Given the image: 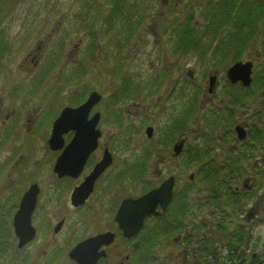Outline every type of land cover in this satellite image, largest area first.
Returning a JSON list of instances; mask_svg holds the SVG:
<instances>
[{
  "label": "rangeland",
  "instance_id": "1",
  "mask_svg": "<svg viewBox=\"0 0 264 264\" xmlns=\"http://www.w3.org/2000/svg\"><path fill=\"white\" fill-rule=\"evenodd\" d=\"M8 1L10 4L7 2L3 28L9 49L1 62L0 101L4 106L2 108L9 109V116L23 122L21 123L23 129L17 148L30 151L32 159L34 157L39 158L44 166H47L52 162L55 154L51 152L45 154L42 151L45 133L43 135H38L37 132L33 135L29 134L31 137L27 139L28 128L31 127L34 130L41 123V117H43V122L47 124L60 108L78 104L93 90L102 95L100 106L105 111V116L99 124V128L103 131L100 142L105 146V141H107L110 151H118L117 154L113 155L118 163L124 161L125 158H133L134 154L141 158L144 154L146 156L144 166L150 179L159 175L164 176L168 171L167 162H171L169 156H171L172 143L178 139L176 137L169 138L168 141L171 142L167 143L163 138V133L167 124H172L179 117L180 105L186 104V108L191 109L193 113V116L186 121L185 127L177 132L180 136L190 132L189 141L185 143V151L192 150L190 146L197 147L198 143L210 146L209 149L218 156L225 151L235 150L236 137L233 139L228 135V138L224 139L223 145L217 143L220 122L218 117L214 115L216 112L214 105L209 106L206 102L207 99L204 102L207 107L202 110L203 96L195 99L193 94L195 84L201 85L202 88L204 87L203 90H206L207 76L210 72L215 71L217 73L218 84L226 80L224 70L217 68L227 66L232 61L233 55L230 54L220 65H215L214 62L224 60L226 55L221 53L213 55V48H211L200 56L196 53L186 54V58L181 59V62L178 60V63L172 65L174 57H167V53L175 47L176 37L178 38L181 30L177 28V24L182 21L186 22L183 20V15L179 16L178 12L172 11L166 16H162L159 0L154 1V6L149 5L147 0H141V3L145 1L143 9L139 8L142 13L141 19H146L147 23L148 21L151 23L152 20L153 24L139 28L133 23L136 16L132 15V18L129 19L132 22L123 23L121 24L123 28L118 29L117 26L105 27L102 23L97 22L104 13H108L110 0ZM96 1L99 7H93ZM86 4H90V6H86ZM204 5V0H196L195 4L190 7L189 28L191 32L197 39L201 38L213 46L214 44H229L236 38L235 24H224L215 30L206 31L208 22L205 18ZM153 8L157 10L151 12ZM149 13L153 14L154 17H148ZM94 21L97 23H92ZM171 24L176 26L173 27ZM71 25L77 30L76 32L71 30ZM257 25L258 29L261 28L264 25V18L260 19ZM102 28L105 32L104 39L97 36V30ZM91 32L93 36L90 34ZM254 35H257V31ZM261 37H264V28ZM97 39L98 46L104 49L103 53L98 49H93L92 54H88L86 50L90 46L89 43ZM39 46L40 49H38ZM68 51L75 53L68 56ZM33 57L34 59L31 60ZM92 58L96 59L91 60ZM181 67H183L184 75L185 72H190L192 76L191 81L185 78L187 82H190L188 83L190 85L186 87V89L189 88V92H180L181 95L184 94L185 100L179 99L177 97L178 89L174 90L173 88L171 90L172 86L170 85V79L172 81V78L175 77V71L177 72V69ZM165 69L171 73L169 78L165 76ZM259 76V72L254 73V83L250 89L244 90L238 87L235 93L237 100L244 101L242 105L237 103L238 119L247 118L246 109L250 117L253 111L259 110L249 104L251 99L248 100L250 92L256 89L254 84L257 83ZM125 79L129 81L131 79L132 83L140 82V86H136L138 89L136 92L120 96L118 86ZM258 96L259 94L253 92L251 98ZM188 98H191V104L190 101L188 103ZM100 106H95L92 113L97 110L101 111ZM260 107L264 110V97L260 98ZM171 118L173 119L170 120ZM3 119V115L0 116V126ZM187 125L188 129H186ZM148 126L154 127L151 139L145 135V129ZM201 126L204 131L203 128H199ZM249 126L251 136L246 140L247 144L242 143L239 149L236 148V151H264V143L257 144L252 141L256 130L263 131L264 124L250 123ZM261 133L263 135V132ZM210 137H214L215 140H210ZM26 140H34L37 143L35 145L28 144L27 148L23 146ZM254 144L256 146L251 147ZM249 145V149H242L243 146ZM10 149L13 148L0 149V161L2 160L6 164V170H8L12 159L8 157ZM165 151L169 152L166 154ZM129 155L131 156L128 157ZM162 156L166 159V163H157V167L154 169L157 158ZM260 157H263L261 153L254 154L252 161ZM174 161V169L183 166L186 174L190 172L192 167L187 165V158L183 152ZM251 163L240 172L239 179L248 174L257 176L263 173L261 171L264 164L260 163L253 166ZM37 165L38 161L34 160V168L30 170V173H38L39 166L37 167ZM11 168L15 169L14 173L17 172V164H12ZM157 173L159 175H156ZM8 174L10 176L6 177L5 180L3 179L0 185V198H2L0 200L3 210L10 206L4 202L5 195L9 192V182L13 178V172ZM230 178L232 180L233 176L230 175ZM236 178L237 176H235ZM258 186L260 189L264 186V174L258 179ZM16 187L21 188L22 183ZM138 189L140 190V188ZM200 195H204V193H200ZM100 198L108 206L109 203L114 202L108 193L103 194ZM197 212L199 215L203 214L202 210ZM35 215L37 223L40 220L48 223L53 222L51 212L41 211V208L36 210ZM101 216V220H106L110 216V209L108 212L103 210ZM76 219L80 218L68 214L64 233H59L54 237L56 238L55 248L61 253V257L54 264H70L67 259L63 260L62 256L67 247L68 237L74 234L72 229L81 223L80 220L76 221ZM254 232L256 236L260 233L263 237L262 240H264L262 222L254 229ZM41 236L50 237L51 234L48 231ZM115 243H121V241L118 239ZM42 249L40 243L29 248L26 247L22 251H16L14 246L12 249L6 247L0 255V261L7 260V264H22L21 262L24 261H27L24 264H40L45 255Z\"/></svg>",
  "mask_w": 264,
  "mask_h": 264
},
{
  "label": "flooded vegetation",
  "instance_id": "2",
  "mask_svg": "<svg viewBox=\"0 0 264 264\" xmlns=\"http://www.w3.org/2000/svg\"><path fill=\"white\" fill-rule=\"evenodd\" d=\"M145 1L141 3V0H110L108 13H104L103 17L97 22L102 23L105 27H119L123 23L132 22V20H126V18H123L121 15V13L128 11L131 12L134 17L136 16L133 22L135 26H139V28L144 25L151 26L153 24L152 20L151 23H149V21L147 23L146 19H141L142 13L139 8L143 9ZM154 1L155 0H147V3L154 6ZM159 1V8L162 16L176 11L179 15H183L184 17L188 15L190 7L196 2V0ZM204 1V7H206L208 0ZM211 1L216 3V8L220 10L222 7L229 8V6H231L234 15L232 23L235 24L237 29V19L240 12L239 8L247 9L254 5L251 3L244 4L245 0H241V3H239L238 0H232L231 4L227 5L223 3V0ZM95 3L93 7H99L97 1ZM86 6H90V4H86ZM156 10L157 9L153 8L151 12ZM113 11H115V14H112ZM247 16L249 15L247 14ZM148 17L153 18L154 15L149 13ZM250 18H253V15H250ZM259 18H264V14ZM97 22L94 21L92 23ZM109 22L111 23L108 26L107 23ZM229 23L231 24V22ZM171 25L175 26V24ZM261 28L257 30V35H254L253 28L249 26V33L243 35L246 40L243 41L241 45H237L236 48V52H238L239 48H242L241 57L237 60L251 62L252 70L256 67L260 68L261 82L254 84L256 89L250 92L248 99H251L249 104L259 110L253 111L251 117L247 109L245 111L247 118L238 119L237 117L239 110H237L238 100L235 93L237 92L238 84H229L226 79L221 84L217 83L212 95H206L205 90H203L204 87L202 88L201 85L195 84L196 87L193 91L194 98L198 99L199 96H203V101L200 99V101L203 102L202 110H205L207 107L204 104L207 99L206 102L209 106L214 105L216 110L214 115L218 117L220 122V131L217 138V143L220 145H223L224 139H227L228 135L233 139L236 137L235 128L239 125L243 128L245 133L242 139H237L238 137H236V148L239 149L242 143L247 144L246 140L251 136L249 124H264V110L260 107V98L264 97V37H261L264 25H262ZM72 29L75 32L77 31L71 25V30ZM99 33V37L104 38V29H99ZM38 49H40V46ZM97 49L100 50V47ZM169 51L167 57H174L172 65L176 64V62L178 63V60L182 59V56L185 55L182 52L178 53L174 48ZM73 53L75 52L68 51L67 55L69 56ZM33 59L34 57L31 60ZM165 71V76L169 78L171 73L168 69H165ZM185 78L191 81V73L185 72L184 75L183 67H181L177 69V72L175 71V77L172 78V81L170 79V85L172 86L171 90L173 88L174 90L178 89L179 93L177 97L183 100H185V96H183L184 94L181 95L180 92H189V88L186 89V87L190 85L188 84L190 82H187ZM253 92L259 94V96L251 98ZM189 101L191 104V98H188V103ZM101 103L102 100L95 106H100ZM75 106L76 104L72 105V107ZM2 107L4 106L0 101V116L3 115L4 117L2 125L0 126V149H13L8 151V157L12 158L8 170L5 169L6 164H4L2 160L0 161V185L3 179L5 180L6 177L10 176V174H8L9 172H13V178L10 180L11 184L9 182V192L5 195L4 201L10 206H8L6 210H3L0 200V245H5L6 247L14 246L16 251H22L25 250L26 247L29 248L36 243H40L43 248L42 251L45 254L44 260H42L40 264H54L61 257L60 251L55 248L56 238L54 237L59 233H64L68 214H73V216L80 218L76 219V221L80 220L81 223L72 229L74 234L68 237L67 247L62 256L63 260L67 259L70 264H79L76 258H72L71 256V252L75 250L77 245L88 239L102 235H104L102 240L108 242L102 243L99 246L97 252H103L104 255L100 256L94 264H264V240H262L263 237L260 233L256 236L254 232V229L261 222L264 226V186L261 189L258 186V179L262 177L261 174L257 176L248 174L241 179H239L238 175L236 180H232L230 186L231 190H229L233 196L232 202L227 204L224 198L218 201L216 211L211 212L213 219L212 217L208 219L207 216L204 217L207 210L206 205L200 201L205 200V197L200 196L197 199L198 202H194L192 205L186 204L185 206V203L190 201L191 197L195 198L191 195V191L195 190L198 184L190 183V176L188 173L186 174L183 166H178L177 169H174L175 158L173 156V148L175 145L182 143L181 151H184L185 143L190 138V132L184 133L183 136L178 134L170 136V138L176 137L178 140L172 143L173 147L170 151L171 156H169L171 162H167L168 171L164 176L157 173L156 175L159 176L150 179L149 174H147V169L144 166L146 156L142 154L141 158L134 154L133 158H125L124 161L118 163L116 158H114L115 156H113L117 154L118 151H110L109 142L105 141V146L100 142L103 137V131L98 125L100 136L96 147L87 153L81 170L76 175H59L55 170V165L56 161L64 152L63 147L52 149L49 140L53 129V123L59 116L63 107L59 109L57 114L53 116L47 124L43 122V117H41V123L38 124L34 130L29 127L27 131V139L31 137L29 134L33 135L37 132L38 135H43L45 133L46 137L44 141H46H43L44 145H42V151L45 154L48 152L55 154L52 162L47 166H44L39 158L34 157L32 159L30 151H23L22 148H17L18 140L21 137V131L23 129L21 123L23 122L9 116V109ZM94 108H92V110ZM94 112L100 113L101 122L105 116L104 109L101 108V111L97 110ZM187 113L186 104L180 105L179 117L175 120L185 117L187 121L190 119V112ZM172 119L173 118L170 120ZM188 125L186 129H188ZM149 127L154 133V127L148 126L146 129ZM199 128L203 127L201 126ZM146 129L145 135L148 139H151L153 133L151 137H148ZM167 129L168 127L165 128V131ZM260 132H263L264 135V126L263 131L259 129L256 130V133ZM72 136L73 131L68 132L65 136V143H67ZM163 137L169 136L164 135ZM260 142L261 140L259 139V142L257 141L255 143L259 144ZM36 143L37 141L34 140H26L23 146L28 148V144L35 145ZM255 146L256 144L251 147ZM236 148H234L235 151L237 150ZM245 148L249 149L250 145L245 146ZM106 152L110 154V162L104 166L103 171L96 176L91 187H89L84 184V182L93 172L94 168L103 161ZM168 152L169 151H165L166 154ZM259 153L264 157V151H254L252 155ZM130 156L131 155L128 157ZM263 157L252 161V163L250 162L251 165L256 166L260 163H264ZM157 159L154 169L157 167V163H166L164 156ZM34 160L38 161V173H30V170L34 168ZM12 164H17L16 173H14L15 169L11 168ZM171 176H174L175 179L172 188V197L168 201L166 207L162 208L161 205H158L156 207L158 214L146 217L139 231L131 237H126L115 219L123 201L127 199L136 200L142 197L149 191L158 188ZM184 177H187V179ZM21 183V188L16 187L21 185ZM32 187L35 188V204L30 214V223L35 233L31 240L26 242L22 247H18L19 239L16 235L13 220L24 194ZM138 188H140V190ZM107 193L111 195V199L114 201L112 204L109 203V206L100 198L103 194ZM38 208H41V211L51 212L53 222L48 223L40 220V222L37 223L35 214ZM109 209L110 216L106 220H101L103 210L108 212ZM198 210H202L203 214L199 215L197 212ZM212 221L215 224L213 230L209 229ZM48 231L51 234L50 237L41 236ZM118 239L121 243H115ZM25 262L27 261L21 263L24 264ZM0 264H7V260H1Z\"/></svg>",
  "mask_w": 264,
  "mask_h": 264
},
{
  "label": "water",
  "instance_id": "3",
  "mask_svg": "<svg viewBox=\"0 0 264 264\" xmlns=\"http://www.w3.org/2000/svg\"><path fill=\"white\" fill-rule=\"evenodd\" d=\"M251 63L238 62L227 70V75L232 83L240 81L244 86L251 82ZM215 76L209 78V92L214 88ZM101 99L100 94L93 91L87 100L76 108L65 107L61 115L53 123V129L49 140L52 149L60 148L64 145L63 135L71 130L75 131L72 140L63 149L62 156L57 160L55 170L59 175H76L82 168L88 152L92 151L97 144L100 132L95 129L99 114L95 113L88 120L91 108ZM153 130L146 129L148 137L152 136ZM238 137L244 138L245 133L242 127H236ZM182 149V143L174 146V156H177ZM110 162V154L105 153L103 161L94 168L93 172L86 178L84 184L91 187L96 176L103 171L104 166ZM174 178L169 177L159 188L149 191L142 197L123 201L115 219L126 237L136 234L144 223V219L153 214H158L156 207L161 205L166 207L172 196ZM35 204V188L28 190L19 205L13 220L16 235L19 239L18 247H22L34 236L35 230L30 223V214ZM104 235L88 239L76 246L71 252L72 258H76L79 264H94L96 260L103 256V252H97L103 241ZM102 240V241H101ZM76 253V254H75Z\"/></svg>",
  "mask_w": 264,
  "mask_h": 264
},
{
  "label": "trees",
  "instance_id": "4",
  "mask_svg": "<svg viewBox=\"0 0 264 264\" xmlns=\"http://www.w3.org/2000/svg\"><path fill=\"white\" fill-rule=\"evenodd\" d=\"M238 1L239 3H241V0ZM7 2L10 4L8 0H0V70L1 62L5 57L6 51L9 49V44L6 41V35L3 28V19L7 12ZM231 2L232 0H223V3L225 5L231 4ZM246 3L250 4V1L245 0L244 4ZM252 3L254 5L250 6L247 9L239 8L240 12L238 14L237 19L238 29L236 28V36H242L247 34L246 31L249 30V26L256 28V23L260 20L259 17L264 14V0H253ZM204 11H206L205 18L208 22V26L205 28L206 31L210 29L215 30L220 25L229 24V22L232 23L234 20V15L231 6H229V8L222 7V9L220 10L219 8H216V3L211 0H208V4L205 7ZM112 14H115V11H113ZM247 14L249 16H247ZM121 15L123 16V18L126 19L131 18L129 12L121 13ZM250 15H253V18H250ZM190 17L191 15L189 9L188 15L183 19L186 22L183 23L182 21L179 25H177V28L181 30L179 32L178 38L176 37L174 50L178 53H198L201 55L203 53H206L207 50L211 48L212 44L210 42L207 43L203 41L201 38L197 39L194 33L191 32L189 28L191 20ZM110 23L111 22L107 23L108 26L110 25ZM90 34L93 36L92 32ZM90 44V48H92L93 46L96 47L97 40H92ZM233 44V42H230L227 45H222V53L223 55H226L225 58H227L229 54H232L233 56H235L234 58L236 59L241 54L240 48L238 49L237 53H233ZM225 58L224 60H222V62L226 60ZM259 82H261L260 76L257 79V83ZM130 84L131 82L127 79L123 81L120 88V92L123 96H125L130 91ZM187 112H190V117L193 116L191 109L187 108ZM185 125V117L180 118L179 120H175L172 124H168L166 126L168 127V129L164 132V135H167L169 137H163L164 140H166L167 143L171 142L168 141L170 136L177 134V132H180V129L184 128ZM260 133L254 134L253 141L259 142L260 139L261 142L259 144H262L264 143V138L263 135ZM210 140L215 139L214 137H210ZM187 141H189V139ZM195 145H197V143H195ZM190 147L192 148V150L185 151L184 149V151L182 152L187 158V165L192 167V171L190 170V172L188 173L189 175L190 173L193 174L192 179H190V183L198 184V186L195 187V190L191 191V195L195 198H199L200 196L205 197V200H200L201 203H205L207 209L204 214V217L207 216L208 219L212 217L213 219L211 212L216 211L218 201H221L224 198V201H226L227 204H230L232 202L233 196L229 191L231 190V181L236 180L235 176L238 177V175H240V172L243 171L252 161V153H254V151L231 150L225 151L222 155L218 156L216 153L209 149L210 146L208 145H200L198 143L197 147ZM242 149L246 148L243 146ZM261 172H263L261 174V176H263L264 168ZM230 175L233 176L232 180L230 178ZM200 193H204L205 196L200 195ZM195 198L191 197V200L187 201L185 203V206L186 204L192 205V203L198 202V200H196ZM214 228L215 224L212 221L209 229L213 230ZM5 248V245H0V255L4 252Z\"/></svg>",
  "mask_w": 264,
  "mask_h": 264
}]
</instances>
